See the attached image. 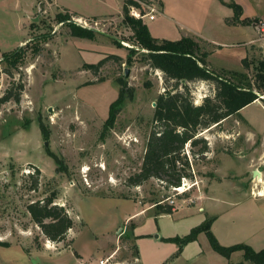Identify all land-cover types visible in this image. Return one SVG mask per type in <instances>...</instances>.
Wrapping results in <instances>:
<instances>
[{"label":"rangeland","instance_id":"obj_1","mask_svg":"<svg viewBox=\"0 0 264 264\" xmlns=\"http://www.w3.org/2000/svg\"><path fill=\"white\" fill-rule=\"evenodd\" d=\"M122 2L60 0L59 5L79 13L95 3L98 12L113 14L89 18L60 8L54 0H0V97L8 88L17 93L18 85L23 86L18 103L0 105V264H98L106 258L116 264H239L241 252L223 258L210 248L204 233L180 252L175 243L162 241L183 237L211 218V232L220 245L264 247V229H259L264 223V198L253 199L258 198V190L264 192V176L258 182L251 173L256 170L251 166L257 150L264 145V99L218 126L201 130L198 138L206 141V153L196 154L200 145H185L192 178H183L179 191L156 179L127 184L141 166L153 104L174 81L143 61L146 51L131 41ZM57 14L93 30L95 37L71 36L57 22ZM142 22L156 38L195 40L216 72L242 71L253 77L255 64L264 60L260 31L257 35L252 31L254 42L247 48L249 68L245 69L241 65L245 58L238 60L236 54L247 47L249 38L220 40L234 45L221 48L205 38L217 29L216 24L185 25L158 15ZM251 25L261 26L259 21ZM18 48L23 51L22 61L7 76L2 59ZM102 59L105 62L96 73L86 67ZM119 80L133 88V97L126 100L114 125L104 129ZM187 86L194 105L214 95L210 82L193 81ZM258 169L264 172V166ZM52 194L54 204L64 208L73 222L61 242L46 239L26 209ZM155 200L172 205L173 213L155 217Z\"/></svg>","mask_w":264,"mask_h":264},{"label":"trees","instance_id":"obj_2","mask_svg":"<svg viewBox=\"0 0 264 264\" xmlns=\"http://www.w3.org/2000/svg\"><path fill=\"white\" fill-rule=\"evenodd\" d=\"M218 1L233 12L232 18L227 20L229 24L248 26L258 21L242 18V7L235 2ZM130 5L137 6L132 0H123L122 14L123 23L132 32L133 45L146 51L143 61L150 68L160 71L167 81H174V84L171 90L164 91L156 98L152 129L146 142L141 166L135 175L128 178L127 184L137 186L150 179H156L161 181L165 188H178L183 178H192V175L187 172L190 168L189 161L183 154L185 145L189 144L192 148L200 145L196 154L206 153L207 143L198 138V133L211 126H218L230 117L238 116L241 109L259 99L258 95H264V60L255 64L253 77H249L242 71L227 69L213 71L207 63L208 53L204 52L195 40L188 37L178 40L152 37L142 20L129 16L128 6ZM56 19L58 23H63L69 29L73 37L87 40L95 37L93 30L76 26L68 21L67 15L57 14ZM129 49L130 52H134L133 48ZM22 53L23 51L18 48L2 59L7 65L3 71L7 76H11V68H17L22 61ZM104 62L105 60L102 59L97 64H89L86 67L96 73ZM241 65L245 69L249 68L246 58L241 61ZM193 81L212 83L213 97H205L201 104L194 105L187 86V83ZM118 85V95L109 105L104 129L114 125L126 100L133 97V88L127 86L125 81L119 80ZM17 88L20 92L23 86L19 84ZM19 92L13 93L12 89L8 88L0 97V105L11 100L18 103ZM39 127L44 138L47 139L48 134L44 131L43 125L39 124ZM47 155L56 164L60 163V160L51 152H47ZM193 155L195 156V153ZM54 199L52 194L50 197L27 205L26 209L32 222L39 227L46 239L61 242L65 239L68 230L72 228L73 222L64 208L54 204ZM152 205L155 217L171 215L174 211L172 205L162 206L158 200H155ZM213 221L214 218L205 221L183 237L164 238L162 241L175 243L179 246L180 252L184 245L195 241L199 234L204 233L210 248L223 258L229 260L232 254L241 252L242 262L239 264H264V248L256 251L244 243L231 246L220 245L211 232Z\"/></svg>","mask_w":264,"mask_h":264},{"label":"crops","instance_id":"obj_3","mask_svg":"<svg viewBox=\"0 0 264 264\" xmlns=\"http://www.w3.org/2000/svg\"><path fill=\"white\" fill-rule=\"evenodd\" d=\"M156 1L158 2L159 8L161 10L160 14H158V17H161L163 19H168L172 22H177V23L179 22L180 24H185V25L188 24V25H197V26H200V25L201 26H204V25L213 26L214 24H216L217 29H213L212 35H210L209 37H205V35H200V36H204L207 40H211L213 42L215 41L216 44H218V46H220L221 48L222 47L230 48L234 46L233 44L224 43L228 40H233L230 38H234L236 36H238L241 39L249 38L250 41H247L248 42L247 47H244V50L240 49L241 51L236 54L238 60L245 58L247 55V48H250V46L253 45L254 41L250 39L252 38V35H253L252 31H254V34L256 33V35H257V32L259 31L264 33V0H234L237 2V4H239L242 7V10H243L242 18L258 20L261 24V26L259 27L257 26L253 27L252 25L234 26V25L229 24L227 20L232 18L233 12L230 8L222 5L218 0H156ZM54 2L60 8H67L73 11V13L79 16H82V17L95 18V17H104V16L113 15V14L108 13L107 11L98 12L97 11L98 7H97V4L95 5V3L91 4L90 9L88 11L84 13H79L81 10L76 11L74 9L64 7L63 5H59L60 0H54ZM161 39H164V38H161ZM220 40H223L224 42ZM218 52H221V51H218ZM257 153H258V156H256L251 167H254V169L256 168V170L259 171L263 177L264 172H261L258 168H260L261 166H264V145L258 148ZM253 172L254 170L251 171L252 174ZM261 193L263 194V196H260L258 198H253V199H263L264 192H261ZM133 216L134 214L128 215L126 219L124 220V223L129 221ZM259 229H264V223L263 225L259 227ZM135 236L138 237V235H135ZM156 236L158 238V235H155V237ZM261 249H255V250L258 251ZM137 260L139 262V254H138Z\"/></svg>","mask_w":264,"mask_h":264},{"label":"built area","instance_id":"obj_4","mask_svg":"<svg viewBox=\"0 0 264 264\" xmlns=\"http://www.w3.org/2000/svg\"><path fill=\"white\" fill-rule=\"evenodd\" d=\"M134 1L137 6H128V14L129 16L138 19V20H148L153 21L155 19V16L160 14V8L159 4L156 0H147L146 2H143L141 0H132ZM184 182V181H182ZM181 182V185L183 184ZM256 184H254L255 186ZM184 186V184L182 185ZM176 191H179L181 187L175 188ZM255 189H252L251 193H254ZM182 193V192H181ZM257 197H260L261 192L258 190L255 194ZM98 264H116L114 262H109V260L106 258L105 260H100Z\"/></svg>","mask_w":264,"mask_h":264},{"label":"water","instance_id":"obj_5","mask_svg":"<svg viewBox=\"0 0 264 264\" xmlns=\"http://www.w3.org/2000/svg\"><path fill=\"white\" fill-rule=\"evenodd\" d=\"M125 76H127V72H125ZM258 98L262 99V100L264 99V97H262L261 95H258ZM154 106H155V104H153V107ZM45 146H47V143L45 144ZM258 174H259V172L257 170H255L252 175L255 178Z\"/></svg>","mask_w":264,"mask_h":264},{"label":"bare ground","instance_id":"obj_6","mask_svg":"<svg viewBox=\"0 0 264 264\" xmlns=\"http://www.w3.org/2000/svg\"><path fill=\"white\" fill-rule=\"evenodd\" d=\"M259 172V171H258ZM255 180L258 181V182H263V179H262V175L261 173L259 172V174L255 177ZM261 196V195H260Z\"/></svg>","mask_w":264,"mask_h":264}]
</instances>
